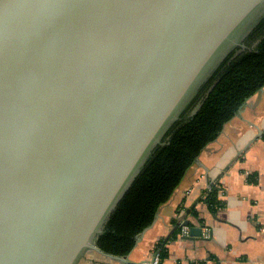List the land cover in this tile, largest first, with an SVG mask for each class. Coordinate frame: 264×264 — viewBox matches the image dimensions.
<instances>
[{
  "label": "water",
  "instance_id": "obj_1",
  "mask_svg": "<svg viewBox=\"0 0 264 264\" xmlns=\"http://www.w3.org/2000/svg\"><path fill=\"white\" fill-rule=\"evenodd\" d=\"M262 19L264 0H0V264H129L96 240Z\"/></svg>",
  "mask_w": 264,
  "mask_h": 264
},
{
  "label": "crops",
  "instance_id": "obj_2",
  "mask_svg": "<svg viewBox=\"0 0 264 264\" xmlns=\"http://www.w3.org/2000/svg\"><path fill=\"white\" fill-rule=\"evenodd\" d=\"M244 103L158 209L127 256L129 264L150 261L174 220L187 222L189 234L166 244L162 264H264V87ZM211 188L222 204L214 210L204 201ZM190 228L201 235L190 236ZM80 264L122 263L88 253Z\"/></svg>",
  "mask_w": 264,
  "mask_h": 264
},
{
  "label": "trees",
  "instance_id": "obj_3",
  "mask_svg": "<svg viewBox=\"0 0 264 264\" xmlns=\"http://www.w3.org/2000/svg\"><path fill=\"white\" fill-rule=\"evenodd\" d=\"M244 44L247 49L223 61L181 120L172 126L165 146L155 151L111 215L96 240L103 252L129 255L137 237L152 224L158 209L171 198L199 154L216 140L241 105L264 87V19ZM204 201L210 210L222 205L214 188ZM172 223V234L154 248L159 264L167 257L166 244L178 237L183 226L179 221Z\"/></svg>",
  "mask_w": 264,
  "mask_h": 264
},
{
  "label": "built area",
  "instance_id": "obj_4",
  "mask_svg": "<svg viewBox=\"0 0 264 264\" xmlns=\"http://www.w3.org/2000/svg\"><path fill=\"white\" fill-rule=\"evenodd\" d=\"M209 190H210V189H209ZM188 234H189V229H188V227H186V226H182V227H181L180 236H188ZM205 235H206V236H209V232L206 231V232H205ZM152 264H159V258H158L157 253H156V255H155L154 258H153V262H152Z\"/></svg>",
  "mask_w": 264,
  "mask_h": 264
}]
</instances>
